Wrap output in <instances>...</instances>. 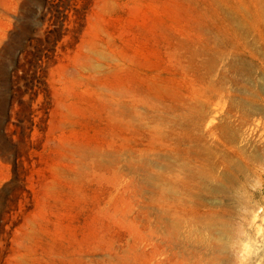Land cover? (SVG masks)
<instances>
[{"label":"rangeland","instance_id":"rangeland-1","mask_svg":"<svg viewBox=\"0 0 264 264\" xmlns=\"http://www.w3.org/2000/svg\"><path fill=\"white\" fill-rule=\"evenodd\" d=\"M0 264H264V0H0Z\"/></svg>","mask_w":264,"mask_h":264},{"label":"bare ground","instance_id":"bare-ground-1","mask_svg":"<svg viewBox=\"0 0 264 264\" xmlns=\"http://www.w3.org/2000/svg\"><path fill=\"white\" fill-rule=\"evenodd\" d=\"M211 110V109H210ZM132 121V120H131ZM187 158V157H186ZM191 161V160H190ZM252 166V165H251ZM199 190V189H198Z\"/></svg>","mask_w":264,"mask_h":264}]
</instances>
